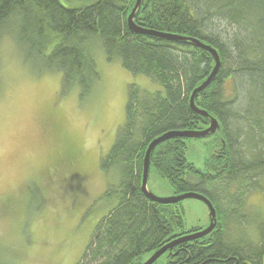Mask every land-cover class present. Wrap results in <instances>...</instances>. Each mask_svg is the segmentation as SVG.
Wrapping results in <instances>:
<instances>
[{
  "label": "trees",
  "instance_id": "1",
  "mask_svg": "<svg viewBox=\"0 0 264 264\" xmlns=\"http://www.w3.org/2000/svg\"><path fill=\"white\" fill-rule=\"evenodd\" d=\"M135 3L0 0V37L5 31L13 35L24 62L58 71L61 92L73 86L81 97L92 92L99 80L96 46L108 60L117 57L128 72L159 84L155 91L128 84L124 119L99 159L98 170L118 173L117 184H106L102 193L114 204L75 264H142L164 245L204 228L183 230L181 201L153 202L140 189L150 141L167 131L208 125L189 97L215 62L192 38L215 49L220 60L194 97L195 106L219 123L210 135L216 145L199 170L185 158L187 138H167L151 150L149 167L176 195L203 191L217 223L203 237L173 244L151 264H264V209L242 212L248 194L264 197V0H140L134 23L179 39L132 31L127 17ZM65 156L78 158L73 151ZM232 230L235 239L228 236Z\"/></svg>",
  "mask_w": 264,
  "mask_h": 264
},
{
  "label": "rangeland",
  "instance_id": "2",
  "mask_svg": "<svg viewBox=\"0 0 264 264\" xmlns=\"http://www.w3.org/2000/svg\"><path fill=\"white\" fill-rule=\"evenodd\" d=\"M93 55L99 80L81 97L77 86L60 91L58 71L24 62L11 33L0 37V260L6 264H75L114 204L102 193L106 184H117L118 173L98 170L99 159L124 119L128 84L146 91L159 84L128 72L117 57L108 60L99 46ZM185 143V158L203 170L213 137ZM69 151L78 158L65 160ZM146 188L157 197L174 195L153 166ZM181 208L183 230L208 225L202 201L186 198ZM258 208L264 209L262 194H248L242 212Z\"/></svg>",
  "mask_w": 264,
  "mask_h": 264
},
{
  "label": "water",
  "instance_id": "3",
  "mask_svg": "<svg viewBox=\"0 0 264 264\" xmlns=\"http://www.w3.org/2000/svg\"><path fill=\"white\" fill-rule=\"evenodd\" d=\"M139 6H140V0H136L134 7L132 8L131 12L129 13V15L127 17L128 26L132 31H134L135 33H145V34H150V35L164 36V37L171 38V39L181 38V37L175 36V35H169V34H165V33H160V32H156V31L148 30V29L142 28V27L138 26L137 24H135L134 23V15H135L136 10L139 8ZM191 41L196 46L203 47V48L207 49L208 51H210L212 56H213L214 62H215V65H214L211 73L209 74V76L199 86H197L193 90V92L191 93V95L189 97V105H190L191 109L195 113L205 117L207 119L208 125L206 128H204L202 130L167 131V132L159 135L158 137L154 138L152 141H150V143L148 144V146L146 148L144 157H143L140 189H141L142 193L147 198H149L151 201L157 202V203L170 204V203L179 202V201L186 199V198L198 199V200L202 201L208 209L209 223L203 229H199V230L194 231L188 235H184L182 237H179L178 239L172 241L171 243H168V244L164 245L163 247L159 248L148 259H146L142 264H151L167 248L171 247L173 244H175L177 242L190 240V239H194V238H200V237H203V236L209 234L215 228L216 223H217L215 207L213 206L210 199H208L205 195H203L201 193L189 191V192H185V193H181V194H177V195L174 194L173 196H170V197L162 198V197H157V196L153 195L146 188L148 170H149V165H150L149 155H150L151 150L153 149V147L156 144H158L159 142H161L167 138H171V137L204 138V137H207V136L214 134L217 131V129L219 128V123H218L217 119L210 116L206 111L199 109L194 104V97H195V94L197 93V91L205 88L210 83L213 76L216 74V72L220 66L219 56H218L217 52L215 51V49H213L209 45L205 44L204 42H201V41L194 39V38H192Z\"/></svg>",
  "mask_w": 264,
  "mask_h": 264
},
{
  "label": "clouds",
  "instance_id": "4",
  "mask_svg": "<svg viewBox=\"0 0 264 264\" xmlns=\"http://www.w3.org/2000/svg\"><path fill=\"white\" fill-rule=\"evenodd\" d=\"M237 235H238V232H236L235 230H232V231L228 232V236L231 239H235L237 237ZM254 242H255V239H254Z\"/></svg>",
  "mask_w": 264,
  "mask_h": 264
}]
</instances>
